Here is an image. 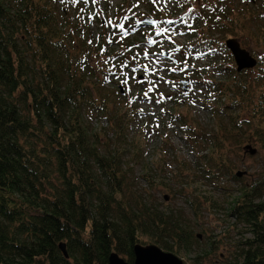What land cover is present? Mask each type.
Instances as JSON below:
<instances>
[{"label": "trees", "instance_id": "16d2710c", "mask_svg": "<svg viewBox=\"0 0 264 264\" xmlns=\"http://www.w3.org/2000/svg\"><path fill=\"white\" fill-rule=\"evenodd\" d=\"M175 1L197 9L188 13L202 43L196 51L205 53L212 64L219 62L221 54L227 65L233 62L224 39H233L236 31L239 38L248 37L250 31L253 36L256 22V36L249 37L258 43L263 57L255 55V67L241 72L231 65L210 66L221 79L233 76L218 81L207 68L188 62L178 87L186 78L189 94L192 85L203 86L204 96L195 97V103L209 119L196 120L188 103L169 110L165 129H179L183 137L192 132L187 147L193 158L189 163L195 168L174 154L179 170L172 176L178 182L173 189L165 182L168 174L163 165L160 174L149 168L141 137H129L133 121L126 105L118 102L123 98L121 89L117 81H110L116 79L109 75L107 84L104 79L112 63L131 61L136 54L133 46L147 34L119 43L117 36L109 45L113 28L96 13L95 20L88 22L93 15L86 10L88 4L0 0V264H108L112 253L132 264L137 244L154 245L177 256L202 236L195 234L184 210L160 208L153 190L163 187L169 194L164 201L170 196H191L187 205L197 217L202 203L196 197L201 192L200 186L193 185L202 181L236 184L224 193L232 198L228 213L234 226L242 227V237L227 264H264V0H239L240 6L238 0H195L196 8L191 0ZM89 39L93 44H88ZM101 48L107 49L103 56ZM122 52L124 56L119 55ZM179 55L185 61L182 51ZM109 56L117 59L108 65L101 62L97 68L96 62ZM140 57L143 60L142 53ZM164 134L163 140L169 136ZM168 145L161 143L160 150H168ZM241 150L256 168L239 170ZM135 162L141 165L138 174ZM244 177L250 181L242 182ZM202 198L209 209H216L213 198ZM207 238L206 250L216 254L221 249L219 236Z\"/></svg>", "mask_w": 264, "mask_h": 264}, {"label": "rangeland", "instance_id": "374dc122", "mask_svg": "<svg viewBox=\"0 0 264 264\" xmlns=\"http://www.w3.org/2000/svg\"><path fill=\"white\" fill-rule=\"evenodd\" d=\"M246 1V0H245ZM105 4L103 5V3ZM144 2V6L139 4L138 8L132 9L133 12H135L138 16H145L149 18H158L151 15L147 14V11L149 13H154L156 15L161 14L160 17H166L165 14L169 16V18H174V19H179L180 17H184L187 13L188 7L185 6L186 8H182L179 6L176 2L170 3L167 7L164 8V11H159L158 8L154 7L152 2L148 0H139V3ZM191 4H194V2L191 0ZM198 2V1H197ZM136 3V0H101V3L95 5V7H88L90 12L93 14L97 13L96 15H99L100 12H103V15H101L100 18H118L119 16L115 15L117 12L120 13V9H124L128 6H132L133 4ZM247 3V2H246ZM237 6L239 5V0L236 2ZM123 5V6H122ZM78 6V5H77ZM195 6V4H194ZM240 6V5H239ZM159 7H164L163 4ZM196 8V6L194 7ZM80 12V8L78 9ZM108 11V12H107ZM197 9H195L194 12H196ZM164 13V14H163ZM200 13H197V16H199ZM99 17V16H98ZM168 18V19H169ZM260 24L262 25L261 21ZM145 27L149 28V26ZM257 22L255 23V27L252 29L254 31V35L256 36V28H257ZM96 29L98 30L99 27L96 26ZM155 31V30H154ZM154 31L151 30V34L153 35V38L156 39L154 36ZM96 31L95 33H98ZM145 32V31H143ZM249 33V32H248ZM250 33H253L250 31ZM248 34V37H242L239 38V33L236 31L234 34L233 39H237V42L240 43L241 47L245 50H247L252 56L256 57H263V52L256 47L258 43L256 41L252 42V39L250 37L252 34ZM217 35V38H221L219 33L215 34V37ZM168 36L172 37L171 42L174 41V43L178 44L181 46V51L185 53L191 52L193 49L196 50V48L200 45L202 47L201 41L198 39L197 32H194L193 34L190 35H182V34H176V32H170ZM250 36V37H249ZM162 41L161 39H157ZM226 40H229V37L226 38ZM225 41V39H224ZM147 43L146 38L143 40L142 48H137L138 50H144L145 47H149L150 45H145ZM167 40L163 41V43H158L154 45L153 49L150 50V52L158 53L159 51H171L172 56H173V50H170L168 48L170 44L166 45ZM155 46H161L160 48H155ZM224 46V45H223ZM222 46V48H223ZM257 48V49H256ZM196 52V51H195ZM198 58H194V63L191 61L192 64H195L196 67L199 69L207 68L208 75H211L213 77V80L218 81L221 79V75L217 74L215 69H212L210 66H220L221 68H226L229 65H231L232 68H234V63L231 60V63L227 65L226 63V57L223 56L222 54L219 57V62H214L213 60H209L207 57L205 58V55H202V52L199 53ZM225 57V59H224ZM154 58V57H153ZM193 57H190V60H192ZM172 64L170 62H166V67L171 68ZM191 67V65H189ZM232 70V69H230ZM202 73L204 71H201ZM228 72V71H226ZM205 73V72H204ZM213 73L214 75L210 74ZM234 73V71L231 72V74ZM187 74V71L185 72ZM190 74V73H189ZM135 76L140 75L142 76L141 80H145L144 86L146 87L143 89L144 86L140 84L138 86V83H136V79L134 80H129V83L127 85L122 84L118 80H110V81H117V86L122 89V99L118 100V102L124 104L126 107V112H128V115L131 117V120L133 121L131 126H130V135L129 137H141V139L144 144H146V150H147V158L148 162L151 163V168L153 170V173L160 174L159 171L162 169V165L164 169L166 170L165 172L168 174L165 182L169 184L170 187L178 188L176 183L177 181L174 180L173 174L178 171L179 169L176 168V164H174V159L172 156L174 154H177L179 156V159L182 161L188 160L187 163L190 164L192 169L194 168V163H189L193 160L191 155H188L190 147L188 146V136L190 134L192 135V132L186 131L185 136L183 137V132H181L179 129H176L177 131H170L165 128H167V122H169L170 117V109L173 105L177 104H185L188 103L191 108H193L194 114L193 117L196 118V120H200L202 122H206L209 118L206 117L208 114L207 112H204V110L199 109L200 105L198 103H191V101H195V97L197 96H204L203 95V86L201 84L198 85H192L190 87V94H188L187 97L184 95H181V88L178 87L177 85V80L180 79V75L177 73H159V75L164 76V79L166 81H170L171 83H164L163 81L160 82L159 87L156 91H154L153 95V100L159 98V94L163 93L165 96H172L173 98L171 100H164L162 101L161 104L155 105L154 103L148 102L147 100H142L145 99L144 97L140 98L141 91L147 90L148 87L151 85L147 83V80H152L155 77L154 76H148L144 77L141 72H137L135 74H132ZM191 75V74H190ZM189 75V76H190ZM224 75V74H223ZM188 76V75H187ZM233 77V76H230ZM230 77H224L225 79L230 78ZM221 79V80H224ZM238 79V78H237ZM236 79V80H237ZM106 82L105 84H107ZM174 85V86H173ZM189 86V85H188ZM116 88V86H114ZM129 87H131L132 91L129 92ZM108 88L109 87H105ZM140 88H142L140 90ZM113 89V88H112ZM111 90V89H109ZM183 94V93H182ZM139 95V97H137ZM133 97H136L135 103L129 104V100H131ZM209 101V100H208ZM223 101V100H222ZM221 101V102H222ZM211 104L214 102H211V99L209 101ZM124 107V108H125ZM163 107L165 111L163 113L160 112V108ZM140 108H144L145 111L141 115L138 110ZM205 109L206 106H204ZM129 110V111H128ZM178 110H181V112L185 113V110L182 108H179ZM155 113V116L151 115V113ZM185 119L187 117L185 116ZM200 121V122H201ZM159 123L160 127L156 128L155 124ZM201 124V123H200ZM105 126V123H103ZM167 130V131H166ZM179 130V131H178ZM166 131V132H165ZM165 132V134H164ZM164 134V137L169 135L168 137H165L163 140L161 138V135ZM168 143V150L167 148L161 149V143ZM171 150H174L172 153ZM191 153V152H190ZM233 154H230L231 158L238 159L236 156H232ZM248 154H245L243 150L240 152L241 156V161L239 162V170L244 171V170H251V168H256V164L253 162V160L249 159ZM168 156H171L170 158ZM185 159V160H184ZM160 163L154 164V163ZM137 162L133 163L134 165V171L136 174H138L141 170V165L136 164ZM171 172V174H170ZM242 182L248 183L250 181V178L244 177L241 178ZM193 186H200L199 192H201V197L198 196L196 198L200 199L201 204V209H199L198 216L193 217L191 210L189 209L187 205V199L191 200V196H170V198H167V200H163V196L165 194L169 195L163 187H160L159 190H153V193L155 195V198L158 199V203L160 205V208H172L174 210H184L183 212L185 213V217L191 222V226L194 229L195 234H200L202 237L200 240H198L196 245H194L193 248H190V250L176 254L178 258L182 260L184 264H227L229 260H231L229 253L233 251L234 244L242 237L240 234L242 227L240 225L234 226V220L232 219L231 216H229L228 213V208H229V203L231 202L232 198L227 197V195L224 193V189L226 188H235L236 184L232 181H226L224 183L219 182L218 185H213L212 182L208 183L205 181L202 182H196L194 183ZM216 186V187H215ZM139 187H145V184L140 183ZM188 191V190H187ZM211 197L213 198V201H215V204L217 207L216 209L213 208L209 209L207 206L206 202L202 197ZM162 202H164L162 204ZM229 216V217H228ZM205 233V234H204ZM225 234H227V238H225ZM208 235L209 237L212 236H219V246L220 250H217L216 254H209V251L206 250L207 242H208ZM206 236V237H205ZM249 236V235H246ZM148 244V243H146ZM234 259V258H233ZM232 259V260H233ZM231 260V261H232Z\"/></svg>", "mask_w": 264, "mask_h": 264}, {"label": "snow or ice", "instance_id": "6c2138e0", "mask_svg": "<svg viewBox=\"0 0 264 264\" xmlns=\"http://www.w3.org/2000/svg\"><path fill=\"white\" fill-rule=\"evenodd\" d=\"M61 3H65L66 0H60ZM71 4L73 6L79 5L81 3L83 4H89L91 3L92 5H97L101 3V0H70ZM151 2L154 5H159L163 4L164 7H159V11H164V8L167 7L170 3L173 2V0H151ZM195 2V0H193ZM139 7V0H136V3L133 5V8H138ZM201 7H204L202 4ZM195 9L189 7L187 10V15L188 13H193ZM84 9H80V13H83ZM99 15H103V12L99 13ZM79 17V14H78ZM82 18V17H79ZM219 17H217L218 19ZM88 22H93L95 20L94 15H89L87 18ZM177 22L183 23L187 25L188 29L191 31H195V28L188 23L184 17H180L179 21L173 20V19H165L163 21L156 19V18H143L141 19L135 12H133L132 9H128L125 11L124 15L121 17H118L116 19L113 18H107L104 21L105 26H111L113 28V34L112 37H110L107 40V44L111 45L114 42V38L118 36V39L115 40L116 43H119L123 41L125 38L129 37L132 34L137 33L138 31L141 30V26L146 24L149 26L150 29H154V36L155 37H161L164 36L165 33H170L175 31V29H172L170 27H164L163 25H173L176 24ZM81 35L83 37L84 33L83 31L81 32ZM97 40L100 39L99 36L96 37ZM168 40H172L171 36L167 37ZM158 43H163L160 40H157L153 37H149L147 40L148 45H156ZM174 43V41H173ZM88 44L91 45L93 44V40L89 39ZM133 47L140 48L142 47L141 45L137 44L134 45ZM106 48H101V55L103 56L104 53L106 52ZM181 49L176 48L175 51L179 52ZM128 52L132 51V48L129 47L127 49ZM120 56H124L125 53H120ZM141 56L140 52H137L135 55L131 57V61L134 62V66L129 68L130 61L129 60H123L119 65H116L115 63H112V67L107 68L108 75L104 76V79L106 82L109 81V75L113 77L114 79L120 81L122 84L127 85L129 83V80H134L135 76L132 74H135L137 72H141V74L146 78L148 76H154L155 79L153 80H147V83L150 84L151 86L147 88V90L143 91V97L151 103H154L155 105H159L162 103L164 100H171L173 97L172 96H165L163 93L159 94V98L153 100V97L150 96V93H153L156 91L159 87V84L161 81L164 83H171L170 81H166L164 79V76L158 75V73H176L177 72V67H171L168 68L166 67V62L171 61L173 63H178L177 61H173L172 58V52H165V51H159L158 53L150 52L146 48L142 52L143 59L148 60V63L146 64H141L139 60L137 59L138 57ZM154 57V58H153ZM87 56L85 55L80 63L82 65V70L83 66L85 65V61L87 60ZM117 59L116 56H109L107 59H104L103 61H97V68H99L100 63L102 62L104 65H108L110 62H114ZM194 67V66H193ZM188 68V64H185L183 68H179L180 72L186 71ZM115 69V71L113 70ZM139 83L143 84L145 83V80H140L138 81ZM174 86V85H173ZM129 92L132 91L131 87H129ZM188 92L185 91L183 95L185 97L188 96ZM136 97H133L131 100H129V104L135 103ZM191 103L195 104V101H191ZM145 109L140 108L138 112L142 115L144 113ZM165 109L163 107L160 108V112L163 113ZM151 115L155 116V113H151ZM155 127L158 128L160 127L159 123L155 124ZM169 127H172L171 124H169Z\"/></svg>", "mask_w": 264, "mask_h": 264}, {"label": "water", "instance_id": "95a60500", "mask_svg": "<svg viewBox=\"0 0 264 264\" xmlns=\"http://www.w3.org/2000/svg\"><path fill=\"white\" fill-rule=\"evenodd\" d=\"M226 47L231 52L237 66V70L250 69L255 66V60L249 55L248 52L241 49L237 41L229 39L225 42ZM185 88L186 84L183 83ZM252 153V152H251ZM253 154V153H252ZM238 177L241 174H237ZM60 250L66 258L64 245H60ZM134 260L132 264H184L180 258L172 253L162 251L154 245H140L137 244L133 248ZM108 264H129L123 258L119 257L116 253L109 256Z\"/></svg>", "mask_w": 264, "mask_h": 264}, {"label": "flooded vegetation", "instance_id": "af4514ba", "mask_svg": "<svg viewBox=\"0 0 264 264\" xmlns=\"http://www.w3.org/2000/svg\"><path fill=\"white\" fill-rule=\"evenodd\" d=\"M170 49H173V48H179L177 45H173V46H171V47H169ZM174 55H176V57H174V55L172 56V58H173V61H175L178 57H179V55H178V53H177V51H175L174 53H173ZM251 55V54H250ZM251 57L252 58H254L255 59V63H256V61H257V59H256V57H254V56H252L251 55ZM178 62V61H177ZM233 62H234V70H235V72H241V71H243V70H251L252 68H254V67H252V68H250V69H243V70H241V71H238L237 70V66H236V63H235V61L233 60ZM257 64V63H256Z\"/></svg>", "mask_w": 264, "mask_h": 264}, {"label": "bare ground", "instance_id": "6f19581e", "mask_svg": "<svg viewBox=\"0 0 264 264\" xmlns=\"http://www.w3.org/2000/svg\"><path fill=\"white\" fill-rule=\"evenodd\" d=\"M236 101V100H235ZM242 101V100H241ZM234 103H236V102H234ZM243 103V102H242Z\"/></svg>", "mask_w": 264, "mask_h": 264}]
</instances>
